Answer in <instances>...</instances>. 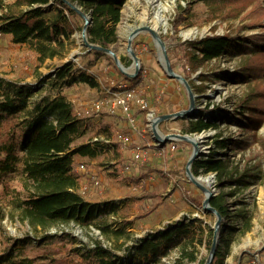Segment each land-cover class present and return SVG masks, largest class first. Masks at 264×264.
Masks as SVG:
<instances>
[{
	"label": "rangeland",
	"instance_id": "374dc122",
	"mask_svg": "<svg viewBox=\"0 0 264 264\" xmlns=\"http://www.w3.org/2000/svg\"><path fill=\"white\" fill-rule=\"evenodd\" d=\"M4 3H12L14 0H3ZM62 2V0H58ZM178 0H125L121 9L120 22L116 25L117 40L110 49L126 68H131L132 60L127 53L128 41L131 34H135L130 41V47L138 58L139 71L135 78H129L122 74L113 58L100 51L89 50L82 41L81 30L84 26V19L80 15L72 17L71 22L75 31L70 36V45L63 59L55 58L46 60L38 64L35 55L30 51L28 45H14L9 36H0V92H12L10 85L14 87H25L31 97L28 103V110L44 100L52 101L62 96L69 101L72 113L84 110L93 100L102 98L109 99L108 93L116 92L115 85L126 84L136 86V89L144 91V95L149 102V109L142 110L135 104L131 105L130 113L135 119V125L143 124L142 135L144 140L138 142L139 147H147V143L153 139L152 132L147 129V116L154 111L153 117H161L162 112L172 115L180 111H186L193 106V117L191 119L181 117L169 120L167 124H159L158 132L161 130L167 134H180L204 136L203 142L199 145L201 157L208 156L209 151L216 150L214 157H228L229 162L239 168L240 172L247 174L249 178L246 189L239 186L234 189V195L227 198L232 212V221L222 220V225H237L241 217L251 219V228L237 241L229 245V250L225 253V248L221 245V251L225 255L223 264H232L241 251H250L255 259L250 264H264V113L259 126L256 128L257 141H254L251 130H248L241 113L247 116L240 102L249 97L256 90L264 89V73L258 79L247 77V80L239 81L237 76L244 71L243 63L247 56L227 55L216 61L200 67L193 72L190 79L199 85L198 74L204 75L206 81L203 82L205 88L202 94L192 91V99L186 92L185 87L177 80L170 79L164 70L162 60V49L157 48L152 36V19L157 11L165 22L164 26L155 27L157 36L164 46L166 57L173 68L174 73L181 76V66L178 62L181 53L180 43L213 35H229L234 37L242 35L246 37H264V0H180L179 3L185 11L184 18L175 33L172 30V22L176 14ZM53 1L44 8V11H54L59 5L51 8ZM86 18H90L89 14ZM182 33L187 34L183 36ZM264 50V41L254 39ZM65 65H70L71 72L68 78L57 81L55 75ZM134 72L129 71L128 74ZM80 74L86 75L95 80L97 88H90L80 83H70L66 87V81L78 77ZM126 78V79H125ZM145 86L146 90H145ZM192 90V89H191ZM147 91V93H146ZM164 92V94L161 93ZM161 93V94H160ZM170 94L171 96L167 98ZM165 96L163 103L153 105L154 98ZM153 97V99H152ZM157 103V102H156ZM107 108L99 113H92L80 116L86 123L85 133L77 139L73 147L78 148L88 146L95 150L94 138L104 134L100 127H107L103 113L108 115ZM159 110V111H158ZM125 114L116 109L113 114V123H118V115ZM110 115V114H109ZM204 119L218 124L217 129H209L201 133H184L189 121ZM23 115L15 118L0 116V146L8 143L20 144L19 123L22 122ZM142 120V122H141ZM117 121V122H116ZM163 123V122H162ZM100 125V127H99ZM125 127V126H124ZM124 127L122 132L124 134ZM107 131V130H106ZM220 135L219 140H227V148H216L215 136ZM126 136V135H125ZM149 136V137H148ZM127 137V136H126ZM173 141L178 151L185 154L180 168L169 170V178H164L162 182L163 190L169 186H175L174 190L180 192L179 204H174L173 200H168L160 212L155 213L156 208L152 207L153 202H148L150 195L144 192V186L153 177L150 173L139 171L133 179L129 176L136 172V166L129 160V171H125L124 179L117 180L113 172H107L106 153L104 147L95 152V157H81L71 155L74 171L81 177L82 188L80 193L85 201L91 204L102 205L104 200H111L112 203L122 205L129 196L132 203L126 211L129 214V221L133 229H127L134 239L146 237L148 234L156 233L166 226H171L179 219H197L200 225L207 232L213 231L216 225V216L204 210V191L197 188L189 181L186 173L187 159L192 152V146L187 142ZM232 141L238 143L232 146ZM169 142V141H167ZM136 145V144H135ZM130 152V149H128ZM22 157L21 153H18ZM172 153V152H171ZM3 155H0V160ZM84 165L85 172L76 170L79 165ZM149 169V168H148ZM162 173V172H161ZM128 175V176H127ZM213 174H199L198 178H207ZM24 175L22 173V162L8 173L0 174V260L6 255L16 257H26L35 259L38 264H88L82 258L86 247H92L94 240H101L107 247H113V243L106 240V237L96 228V223L88 222L78 224L70 222L68 224L58 223L46 229L33 227L27 221L18 218V203L26 199L27 191L24 188ZM143 177V178H142ZM142 178V179H141ZM144 181V185L141 181ZM99 185L95 186V182ZM213 187L210 188L213 195L219 193L215 187L214 177ZM143 186V187H141ZM207 188L206 183H202ZM150 185H148V188ZM86 194L83 195V189ZM158 189V188H157ZM150 191V188H149ZM225 193L230 189L224 188ZM145 193V194H144ZM146 195V196H145ZM154 195V194H153ZM145 196V197H144ZM149 197V198H147ZM164 198V199H163ZM168 197L162 196V202ZM120 200V201H118ZM193 205H192V204ZM158 206V205H155ZM184 207L186 214L177 216ZM133 215L130 218V215ZM174 217H177L174 220ZM119 218H107L110 229L117 227ZM131 241L123 243L120 240L115 244V252L118 256L127 258L125 252ZM10 247V248H7ZM10 249V250H9ZM197 262L193 264H203L209 256V250L198 247ZM10 251V252H9ZM177 251L162 259L163 264H174ZM142 263V262H140ZM120 264H132L131 260H123ZM137 264V263H133Z\"/></svg>",
	"mask_w": 264,
	"mask_h": 264
},
{
	"label": "trees",
	"instance_id": "16d2710c",
	"mask_svg": "<svg viewBox=\"0 0 264 264\" xmlns=\"http://www.w3.org/2000/svg\"><path fill=\"white\" fill-rule=\"evenodd\" d=\"M51 1H53L51 8L55 5L59 7L54 11H44ZM67 1L75 5L84 15L89 14L91 18V24L87 28L89 43L109 48L116 42V25L120 22L125 0ZM179 1L172 22V30L175 33L179 30L178 27L186 11L182 9ZM75 15L78 13L58 0H14L8 4L0 0V36H9L14 45H28L38 64L55 58L63 59L70 45V36L75 31L71 22ZM255 38L264 41V37L213 35L180 43L181 53L178 62L181 66V76L194 93L202 94L206 88L203 82L207 78L198 74V81L202 83L196 85L190 79L193 72L227 55L242 57L245 55L247 57L243 63L244 71L235 78L239 81L247 80L248 76L258 79L264 73V50L254 41ZM120 61L123 62L124 59L120 58ZM70 68V65H65L60 69L55 75L57 81L68 78ZM72 82L90 88L98 87L95 80L83 74L66 81V87ZM9 87L10 89L13 87L12 92H0V116L15 118L23 115V120L19 123L21 142L19 145L12 142L0 146V155H3L0 160V174L11 172L22 162V173L25 176L23 184L28 194L26 199L18 203V218L21 221H27L33 227L46 229L58 223L68 224L74 221L84 224L92 223L98 220V217L101 218L99 223H96V228L106 240L113 243V247L105 246L101 240H94L92 247H86L82 254V258L88 264H120L123 260H131L132 264H163L162 259L173 250L177 251L174 264H193L197 262L198 247L211 250L214 231L204 230L197 225V219H179L156 233L134 239L126 231L131 226L129 214L126 211L123 213L120 205L116 207L112 202L94 205L85 201L80 193L82 176L74 171L70 156L94 158L95 152L100 150L99 141L92 143L95 144L96 151L88 146L73 147L74 142L84 135L86 123L73 115L71 104L65 97L60 96L52 101L44 100L28 110L30 91L23 86ZM161 92L164 94L163 91ZM144 96L147 100L146 95ZM164 98L165 96L159 97L157 101L152 97V104L157 105L163 102ZM239 106H244L243 110L246 111L247 116L241 113V117L245 120L247 129L251 130L254 141H257L256 128L261 123L264 113V89L251 93L240 102ZM217 128L218 124L199 118L189 121L184 133H201ZM219 138V134L215 136L216 148H227V140H219ZM232 142V146L238 144ZM16 151L21 153L22 157H19ZM111 152L113 160L117 161L112 171L113 176L116 177L125 169L127 160L121 154L120 145H114ZM215 154L216 150H211L208 156L193 161L190 171L194 176L210 173L215 175V187L219 189V193L210 199L209 205L220 216V224L211 264H223L225 255L221 251V245L227 253L230 243L237 241L251 228V219L243 216L237 225H222L223 219L230 223L232 221L233 214L227 201V198L234 195L235 191L232 187L242 186L246 189L249 184L246 178L249 177L230 163L228 157L215 158ZM98 185L96 181L95 186ZM225 187L230 189L228 193H225ZM85 194L86 189L83 190V195ZM108 217L122 219L112 230L110 226H114V223L108 225ZM120 240L123 243L132 242L125 249L127 258L118 256L115 252V244ZM254 259V254L250 251H241L233 259L232 264H250ZM0 264L38 263L35 259L13 257L8 254L2 257Z\"/></svg>",
	"mask_w": 264,
	"mask_h": 264
},
{
	"label": "crops",
	"instance_id": "0c3cea01",
	"mask_svg": "<svg viewBox=\"0 0 264 264\" xmlns=\"http://www.w3.org/2000/svg\"><path fill=\"white\" fill-rule=\"evenodd\" d=\"M31 51V50H30ZM162 93V92H161ZM160 97V96H159ZM158 97V98H159ZM170 96H168L167 98H169ZM166 99V98H164ZM157 100V99H156ZM163 103V102H162ZM159 111V110H158ZM108 113V112H106ZM115 114V113H114ZM162 115H166L165 112H162ZM117 117H119L118 123L114 124L113 121V115H106L105 113H103V119L105 120V123L108 125L107 127H99L101 129H105L104 134H100V136H98L99 139H102L103 141H100L99 144L100 146L104 147V151L106 153V159H107V167L105 168L107 170V172H112L115 168V164L117 163L116 160H113V154H112V150H113V146L114 145H120L121 147V154H123L124 158L127 160L126 162V166H128L129 164V160L132 161V163L137 167L136 168V172L132 175H129L133 181L134 178L139 179L138 176H136L135 174H137L139 171L141 172L142 170L144 171V173H150L151 178H149V181L146 183V185L144 186L145 190L151 194V192H154L152 195H150V199H148V202H153L152 207L156 208L155 213L160 212V210L163 208V206L165 204H167L168 200L170 201H174L173 203L178 205L179 204V199H180V192L177 190H174L175 186H169L167 188H165L163 190L162 188V182L164 181L163 179L166 178H171V176L169 175V170H174L176 168H180V166L182 165L181 163L184 160V156L185 154L182 153V151L177 152L178 148L176 146V150L174 152H169V150L167 149L168 144L165 145V150L163 153H161L156 147H154V142L156 141L154 138L148 142L146 145L147 147L150 146L151 149H145L147 151V158L145 159V163L144 164H138L135 163L132 160V151L136 148L139 147L137 145L138 142H142L144 139V136L142 135V132L144 131V129H142V125L143 124H138L139 122L136 123V125H134V127H132L127 119L125 118V116L122 114L118 115ZM117 122V121H116ZM142 122V120H141ZM168 121H164L161 124H167ZM125 126V127H124ZM124 127V135H126L127 137V141L125 142V145H123L121 142L116 141L115 139V132L117 131H122V128ZM107 130V131H106ZM160 134V136L164 137L170 134L164 133L162 130L161 132H158ZM149 137V136H148ZM107 142V143H106ZM136 144V145H135ZM176 145V144H175ZM141 148V147H140ZM130 149V152L129 150ZM142 149H144L142 147ZM192 153V152H191ZM190 153V155H191ZM190 157V156H189ZM188 157V159H189ZM187 159V161H188ZM149 168V169H148ZM162 172V173H161ZM124 174L125 171L122 170L120 172V174L118 176H116V181L117 180H121L124 179ZM128 176V175H127ZM143 178V177H142ZM171 180V179H170ZM148 185H150V191L148 188ZM143 187V186H141ZM158 188V189H157ZM146 192V194H147ZM162 196H166L168 198H166L164 200V202H162ZM149 198V197H147ZM133 197L129 196L128 199H125L127 202H123L122 205H120V209H122V211L127 210L126 208H128L130 206V204L132 203L130 200H132ZM120 201V200H118ZM105 203L107 202H112L111 200H104ZM103 202V203H104ZM192 204V203H191ZM158 205V206H155ZM193 205V204H192ZM188 213V211L184 210V207L182 208V210L178 213L177 216H180L181 214H186ZM133 215H130V218ZM177 217H174V220ZM131 221V220H130ZM132 223V221H131ZM131 229H133L132 226H130Z\"/></svg>",
	"mask_w": 264,
	"mask_h": 264
},
{
	"label": "water",
	"instance_id": "95a60500",
	"mask_svg": "<svg viewBox=\"0 0 264 264\" xmlns=\"http://www.w3.org/2000/svg\"><path fill=\"white\" fill-rule=\"evenodd\" d=\"M62 2L64 4H66L68 7H70L72 10H74L76 13H78V15H80L83 19H84V26L82 27V30H81V37H82V41H83V44L89 49V50H93V51H100V52H103L105 54H108L110 55L118 70L126 75L127 77L129 78H135L137 76V73L139 71V62H138V58L135 56L134 52L132 51L131 47H130V41L131 39L133 38V36L135 35L134 33L130 35L129 37V41H128V47H127V53L129 54L131 60H132V65L134 67V73L133 74H128L125 72V69L126 67H124L120 60L117 58V56L108 48H102L100 46H97V45H94V44H91L88 42V39H87V28L90 26L91 24V18H86V15H84L75 5L71 4L70 2H68L67 0H62ZM152 36L153 38L156 37V40H157V43H159L161 49H162V60H163V67H164V70L166 72V74L168 75V77L170 79H175L177 81H179L186 89V92L188 93V95L190 96V98L192 99V90H191V87L190 85L188 84V82L180 75L174 73V71L172 70L171 66H170V63L166 57V53H165V49H164V46L163 44L161 43L160 39L158 36H155V34L152 32ZM181 117H186V118H189L191 119L193 117V106H192V102H191V106L188 110L186 111H180V112H177L175 114H172V115H163L161 117H155L152 121V124H151V131H152V135H153V138L156 140V141H159V140H163L164 142L163 143H166L167 141H170V140H176V141H181V142H187L189 143L191 146H192V153L187 161V167H186V173H187V177L189 179L190 182H192L197 188L201 189L204 191V194H205V200L203 202V208L204 210L206 211H209L211 213H213L215 216H216V225H215V228H213V238H212V245H211V250L209 252V256L206 260V262L204 264H211L213 258H214V253H215V249H216V246H217V239H218V233H219V224H220V216L210 207L209 205V201L210 199L214 196L212 191L210 190V188L213 187V184H214V177L215 175H211L210 177H207V179L209 180L206 181L205 183L208 185L207 188H204L202 186V182L200 181V178L198 177H195L191 171H190V168H191V165L193 163V161L195 160H199L201 159V153L199 151V145L203 142L202 140H196L195 138L196 137H193L191 135H180V134H170V135H167V136H160V134L158 133V130H157V126L164 122V121H169V120H174V119H178V118H181Z\"/></svg>",
	"mask_w": 264,
	"mask_h": 264
},
{
	"label": "built area",
	"instance_id": "2783aa9c",
	"mask_svg": "<svg viewBox=\"0 0 264 264\" xmlns=\"http://www.w3.org/2000/svg\"><path fill=\"white\" fill-rule=\"evenodd\" d=\"M113 88L116 89V92L108 93L109 99L98 98L93 100L92 103L88 105V107L76 113V118H79L80 116H84V114L88 116L89 114L92 113H99L104 108L108 107L107 111L110 115H113L116 109H120L125 114V118L127 119L128 123L132 127H134L135 119L131 116L130 113L131 105L135 104L139 107V109L142 110L149 109L148 102L144 96V91L138 88L136 89V86L126 85V84L115 85V87ZM153 115H154V111L152 110V113H150L147 116L148 122L146 126L148 128L147 130L150 132H152L151 124L154 119ZM114 136L116 141L121 142L123 145H125L127 138L122 132L117 131L115 132ZM93 140L99 142L103 141L98 137H95ZM163 142H164L163 140L155 141L153 146L156 147L161 153L164 152L166 144H168L167 149L169 150V152H174L176 150V145L173 141H169L166 143ZM146 158H147V151L145 149L136 147L132 151V160L135 163L144 164ZM76 170H79L80 172H85L86 168L84 165L81 164L77 167ZM124 171H129V167L126 166ZM141 184L144 185L143 180L141 181Z\"/></svg>",
	"mask_w": 264,
	"mask_h": 264
},
{
	"label": "bare ground",
	"instance_id": "6f19581e",
	"mask_svg": "<svg viewBox=\"0 0 264 264\" xmlns=\"http://www.w3.org/2000/svg\"><path fill=\"white\" fill-rule=\"evenodd\" d=\"M160 11H157L156 12V14H155V16H154V18L151 20L152 21V27L153 28H151V32H153L154 34H155V36H157V30H156V28L155 27H157V26H164L165 27V22L162 20V18L160 17ZM183 34V36H186L187 34H185V33H182ZM154 40H155V43H156V46H157V48H160V45H159V43H157V40H156V37H154ZM129 71H131V72H134V67L132 66L131 68H126L125 69V72L126 73H128ZM203 138H204V136H203V134L202 135H197L196 136V140H203ZM199 149H201V147H199ZM200 181L202 182V183H205L206 181H208L209 182V180L207 179V178H200Z\"/></svg>",
	"mask_w": 264,
	"mask_h": 264
}]
</instances>
